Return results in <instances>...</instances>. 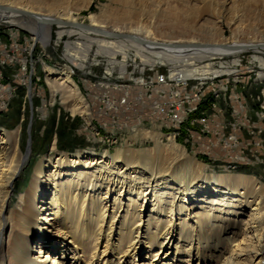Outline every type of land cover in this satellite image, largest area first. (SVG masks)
<instances>
[{
    "label": "bare ground",
    "instance_id": "1",
    "mask_svg": "<svg viewBox=\"0 0 264 264\" xmlns=\"http://www.w3.org/2000/svg\"><path fill=\"white\" fill-rule=\"evenodd\" d=\"M67 1L1 0L0 21L44 33L46 40L53 25L59 37L77 34L96 43V55L107 56L109 68L123 76L129 49L150 66L208 62L214 55L228 58L245 50H264V20L259 21L261 31H253L259 38L253 35L244 40L237 37L243 14L228 17L235 33L230 40L221 38L219 25L209 27L195 20L209 13L225 17L229 2L173 0L174 19L156 33L153 19L145 24L139 20L135 26L121 24L114 32L95 15L89 17L88 25L77 24L74 13L92 0L72 5ZM252 1L249 7L264 10V0ZM90 33L119 41L110 43ZM197 33L209 39H183ZM66 57L76 67L89 60L84 50L67 52ZM46 73L52 93L61 96L72 114L88 118L87 104L70 73L48 69ZM194 73L185 70L184 76ZM259 75L264 80V72ZM18 135L19 131L0 129V264H83L89 247L91 255L85 264H134L136 258L147 259V264H170L165 258L171 249L183 256L178 260L183 259V264H264L263 183L209 174L184 153L177 155L175 148L159 145L138 155H49L10 208L14 181L29 156L21 155ZM143 248L150 257L144 258Z\"/></svg>",
    "mask_w": 264,
    "mask_h": 264
},
{
    "label": "rangeland",
    "instance_id": "2",
    "mask_svg": "<svg viewBox=\"0 0 264 264\" xmlns=\"http://www.w3.org/2000/svg\"><path fill=\"white\" fill-rule=\"evenodd\" d=\"M211 1L217 4L229 2L226 6L229 9L228 15L218 18L209 13L205 17L195 18L196 21L206 22L209 27L219 25L218 33L221 38L230 40L235 33L234 27L228 26V17L243 14L242 30L237 37L244 40L255 35L259 38L257 32L253 31L255 28L261 31L258 25L261 24L259 21L264 20V10L254 8L255 6L249 7V4L253 5L252 0ZM80 2L81 0L67 1L68 5ZM174 6L173 0H92L85 8L74 13V18L77 24L85 26L90 23L89 17L95 15L99 21L104 22L109 32H114V28L121 24L134 25L139 20L140 24H145L153 19L156 28L153 32L161 33L164 30L160 26L174 19ZM77 29L70 27V30L78 31ZM80 31L84 30L79 29ZM89 36L115 44L119 41V38L113 36H99L94 33ZM192 38L206 40L209 36L197 33L183 37L184 40ZM216 39H219L218 36ZM67 47H71L70 50L67 51ZM83 50L84 53L88 51V62L81 67L72 65L66 53H80ZM96 52V43L90 44L77 34L59 37L56 25L52 26L49 39L46 40L44 33L0 21V129L7 132L19 131L18 145L23 156L26 155L30 141L29 156L14 181L10 208L15 207L17 197L26 191L36 168L49 155L81 156L92 153L95 157H114L126 152L138 155L143 150H155L159 145L175 148L173 153L177 155L184 153L201 164L209 174L242 176L264 184V80L259 75L264 72V64L260 62L262 60L264 63V50H245L229 58L214 55L211 69L220 71L221 76L218 79L228 87L227 95L219 101L218 110L210 113L214 116L209 120V133L198 134L197 128H190L185 123L179 128L183 130L182 135L176 139L168 135L175 130L161 126L158 120H150L140 108L136 107V111L132 108H119L117 113L109 110V102L114 99L119 101L127 95V86L133 88L128 101L131 105L137 102L135 99L138 89L136 91L135 88L138 87L131 84L128 76L134 73V67L141 63V59L134 50H127L123 76L109 68L107 56L96 55ZM118 58L117 61H121L120 56ZM231 60L235 64L239 63L238 68L232 67L235 64ZM142 67L145 68L144 65ZM47 69L59 74L70 73L73 83L87 104L88 118L72 114L67 109L68 106L63 104L61 96L52 93L47 83ZM146 74L153 75L149 71ZM237 76L240 79L238 83L235 81ZM230 93L240 97V105L234 101L230 103ZM112 116L116 118L112 120ZM229 136H234L235 139L228 142L226 139ZM66 145L76 147L72 152L61 151L60 146ZM198 156H205L210 164L203 163ZM117 220L118 218L115 222ZM153 250L156 251V248ZM143 253L144 258L150 257L146 248H143ZM36 254L37 250L35 257ZM90 255L89 247L83 257V264L87 263ZM179 257L183 256L171 249L165 260L170 264H183V259L178 261ZM146 260L139 261L136 258L134 264H147Z\"/></svg>",
    "mask_w": 264,
    "mask_h": 264
},
{
    "label": "built area",
    "instance_id": "3",
    "mask_svg": "<svg viewBox=\"0 0 264 264\" xmlns=\"http://www.w3.org/2000/svg\"><path fill=\"white\" fill-rule=\"evenodd\" d=\"M213 60L215 59L208 62L189 61L180 65L161 63L149 66L140 63L134 67V73L128 76L131 84L134 83L133 85L138 87L135 88L136 91L138 89V95L136 94L137 98L135 99L137 102L131 105L128 101L133 88L127 86V89H129L127 95L120 98L119 101L114 99L109 110L117 113L119 108L121 110L140 108L143 114L150 117V120H158L161 126L175 130L170 131L168 134L169 136L172 135L174 139L182 135L183 130L179 128L185 123H188L190 128H197L198 134L209 133V120L214 116V114L211 116L210 113L212 114L218 110L219 101L221 98H225L229 90L218 79L221 76L219 75L220 72L208 67V64L212 66L211 62ZM146 66H148V69H146ZM238 66L239 63H236L232 67L238 68ZM185 70L195 71V73L186 78L184 76ZM147 71L153 75L146 74ZM217 72L219 74H216ZM234 74L236 73L234 72ZM236 80L238 83L239 76ZM228 98L230 103L232 101L238 102L240 99V97L231 93ZM191 115H193V118H191ZM142 116L139 118H142ZM114 117L112 116V120H114ZM234 139V136H229L226 140L232 142Z\"/></svg>",
    "mask_w": 264,
    "mask_h": 264
},
{
    "label": "trees",
    "instance_id": "4",
    "mask_svg": "<svg viewBox=\"0 0 264 264\" xmlns=\"http://www.w3.org/2000/svg\"><path fill=\"white\" fill-rule=\"evenodd\" d=\"M75 147L76 146L73 147V145L72 146H67V145L66 146H60V150L72 152ZM197 158L205 164H210V161L205 156H198Z\"/></svg>",
    "mask_w": 264,
    "mask_h": 264
},
{
    "label": "water",
    "instance_id": "5",
    "mask_svg": "<svg viewBox=\"0 0 264 264\" xmlns=\"http://www.w3.org/2000/svg\"><path fill=\"white\" fill-rule=\"evenodd\" d=\"M29 153H30V141H28L27 152H26V154H29Z\"/></svg>",
    "mask_w": 264,
    "mask_h": 264
}]
</instances>
